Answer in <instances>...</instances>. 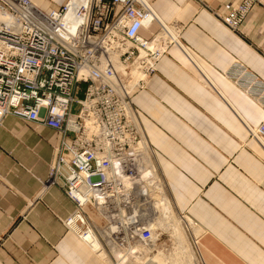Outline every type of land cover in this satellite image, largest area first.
<instances>
[{
  "label": "crops",
  "instance_id": "crops-1",
  "mask_svg": "<svg viewBox=\"0 0 264 264\" xmlns=\"http://www.w3.org/2000/svg\"><path fill=\"white\" fill-rule=\"evenodd\" d=\"M66 1L32 0L44 9ZM147 1L161 21L181 25L185 49L169 45L131 95L166 195L195 226L202 264H264V148L246 128L261 122L264 109L224 75L239 63L264 82V3L233 32L217 16L239 0ZM58 140L37 121L3 119L0 264L116 263L81 240L83 224L65 225L76 206L47 181ZM83 216L96 229L94 220H102L90 207Z\"/></svg>",
  "mask_w": 264,
  "mask_h": 264
},
{
  "label": "built area",
  "instance_id": "built-area-1",
  "mask_svg": "<svg viewBox=\"0 0 264 264\" xmlns=\"http://www.w3.org/2000/svg\"><path fill=\"white\" fill-rule=\"evenodd\" d=\"M263 3L239 0L217 18L238 32ZM152 26L149 37L142 35ZM180 31V24L161 21L147 0H67L58 9L40 8L32 0H0V126L11 115L59 135L47 181L59 184L76 206L65 225L83 224L82 241L88 233L97 236L83 216L92 208L103 221L102 241L124 258L142 257L139 246L158 240L149 215L168 198L131 95L155 72L169 45L184 49ZM132 73L138 76L128 84L124 79ZM224 75L264 109L262 80L239 63ZM246 128L264 148V118Z\"/></svg>",
  "mask_w": 264,
  "mask_h": 264
},
{
  "label": "rangeland",
  "instance_id": "rangeland-1",
  "mask_svg": "<svg viewBox=\"0 0 264 264\" xmlns=\"http://www.w3.org/2000/svg\"><path fill=\"white\" fill-rule=\"evenodd\" d=\"M84 87H85V84L80 85V91L76 94V97L78 99H81V97L83 96ZM76 111H77V108H76V106H74L72 108V112L75 113ZM167 202H169V204H170L172 214L169 215L168 212L166 214L167 208L165 210L159 211L158 215L154 216V217H156V219H154V217H153V220H155V226H157L159 222H164V223L166 222L165 223V225H166L167 224L166 219H168V216H169V217H171V219L173 221L177 220L179 223H181V226H182V229L184 230V235H185V238L187 241L182 242L183 239L182 240H181V238L179 239V237L174 235L170 229L163 230L161 228H156L157 229L156 233L159 234L158 240L155 243H153L151 248L146 247V250H144V255L142 258L139 256H136V255H130V256L127 255L126 258H123V259H122V257L120 258L119 257V251H116V252L112 251L110 249V247H108L106 245V243H104V241H102L103 237L101 235H99L98 229H100L99 226L101 224L103 226L102 220H100V219L98 221L94 220V222L96 223V225L98 227L96 229L98 237L97 236L96 237H97V239H99L98 241H100L99 244H100L102 250L103 251L105 250L106 255L108 257L112 258V263L113 262H116L115 264H141L142 262L148 263L154 257V255L159 252L160 255L165 259L163 261V264L165 262H166L165 264H185V263L186 264H202L199 253H197L196 254L197 256L195 255V257L192 258L191 260L188 259V255H190V253H191V251H193V249L195 251V248L197 247L196 242L199 243V235L197 236L198 232H197L195 226L192 224V222L187 221L185 219V217H183L178 212H176V210L172 207L169 199ZM185 244H187L186 245L187 249L184 248ZM90 245L93 247L92 243H90ZM189 247H191V248H189ZM94 249H97V248H94ZM105 251H104V253H105ZM111 252H113V253L111 254ZM114 254H115L117 260L113 258ZM123 255H125V254H123ZM195 259H196V261H195Z\"/></svg>",
  "mask_w": 264,
  "mask_h": 264
},
{
  "label": "bare ground",
  "instance_id": "bare-ground-1",
  "mask_svg": "<svg viewBox=\"0 0 264 264\" xmlns=\"http://www.w3.org/2000/svg\"><path fill=\"white\" fill-rule=\"evenodd\" d=\"M123 73H124V71H123ZM137 73H132V74H130L128 77H126L124 80L126 81V83H131L132 81H133V79H136L137 78ZM168 201V198H166V199H164V201H158L156 204H155V206L152 208V212H150V221H151V228L154 230V234L156 233V231L155 230H157L156 228H161V229H163V230H165V229H170L171 231H172V233L174 234V235H176V236H178L179 237V239L181 238V240H182V242L184 241V242H186L187 240H186V238H185V235H184V230L182 229V226H181V223H179L177 220H175V221H173L172 219H171V217H169L168 216V219H166V221H167V224L165 225V223L164 222H159L158 223V225L157 226H155V220H153V217L155 216V215H158V213H159V211H162V210H165L166 208V214H167V212L169 213V215H171L172 214V211H171V207H170V204H169V202H167ZM154 219H156V217H154ZM185 219L187 220V221H189V219L188 218H186L185 217ZM154 221V222H153ZM83 239V238H82ZM84 240V242H86V243H92V245H93V247L94 248H97V249H95L96 251H97V253H99V254H103V252H102V250H101V246H100V244H99V241L97 240V238H96V236H95V234L93 233V232H91V233H88V235L85 237V239H83ZM97 243V244H96ZM181 244V243H180ZM183 244V243H182ZM153 245V243L151 244V245H149V246H145V247H140L139 246V250H141L142 251V253H143V255H144V250H146V247H148V248H151V246ZM186 245L187 244H185V247L184 248H186ZM189 246V245H188ZM189 248H191V247H189ZM197 248V247H196ZM195 248V251H194V249H193V251H191V253H190V255H188V259H192V258H194L195 257V255L198 253V251H197V249ZM187 249V248H186ZM148 250V249H147ZM189 250V249H188ZM187 250V251H188ZM197 251V252H196ZM120 253V252H119ZM178 253V252H177ZM124 256L125 255H119V257L121 258L122 257V259L124 258ZM197 256V255H196ZM118 257V258H119ZM139 257H141V256H139ZM143 257V256H142ZM141 257V258H142ZM179 257V256H178ZM190 257V258H189ZM121 260V259H120ZM165 259L160 255V253L158 252L157 254H155L154 255V257L148 262V263H141V264H163V261H164ZM124 261V260H123ZM162 261V262H161ZM188 261V260H187ZM195 261H196V259H195ZM166 263V262H165ZM164 263V264H165ZM186 264V263H185Z\"/></svg>",
  "mask_w": 264,
  "mask_h": 264
}]
</instances>
